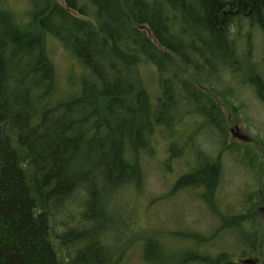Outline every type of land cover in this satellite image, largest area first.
<instances>
[{
	"label": "trees",
	"instance_id": "trees-1",
	"mask_svg": "<svg viewBox=\"0 0 264 264\" xmlns=\"http://www.w3.org/2000/svg\"><path fill=\"white\" fill-rule=\"evenodd\" d=\"M26 1L22 15L0 5V264H126L129 253L110 254L124 237L153 264L160 244L135 234L147 164L178 172L159 199L192 190L204 204L218 194L222 155L264 164L262 140L227 135L242 113L238 84L264 107V55L258 64L236 39L244 20L264 37V0ZM47 37L72 60L62 85ZM212 129L214 156L195 143ZM249 209L210 235L187 234L196 247L172 264H242L211 241L231 221L253 225Z\"/></svg>",
	"mask_w": 264,
	"mask_h": 264
},
{
	"label": "rangeland",
	"instance_id": "rangeland-1",
	"mask_svg": "<svg viewBox=\"0 0 264 264\" xmlns=\"http://www.w3.org/2000/svg\"><path fill=\"white\" fill-rule=\"evenodd\" d=\"M0 5L16 15H22L28 9L26 0H0ZM232 30L235 32L236 29ZM240 33L243 34V37L239 39V49L242 50L245 43L249 41L254 61L262 64L264 37L258 28L250 26L249 22L244 20ZM246 33H249L248 38L244 35ZM47 39V47H50L58 79L60 78V85H62L64 75L72 65V60L56 46L51 37H47ZM246 76L252 77V73ZM237 77L240 79V74H237ZM234 83L233 86L242 88L237 87L234 98L236 105H240L242 110V113H239L240 122L235 125L238 127L236 135L245 137V142L252 145H256V138L264 143V107L258 103L251 90ZM232 127L234 126L227 127V135L230 139L229 129ZM192 132H194L192 129L182 128L181 130L184 138H189ZM217 134L213 129L212 133L210 130L208 133H197L195 143L202 151L214 156L220 146ZM169 141L158 138L156 146L158 149L166 148ZM261 152H263L262 161L264 163V149ZM183 154L187 155V160L192 164L196 163L197 157L192 154L191 150L185 149ZM163 156L159 155L157 160L160 161ZM221 163L222 172L218 194L214 198L215 200L209 201L207 204L198 202L192 190L186 193L177 192L167 201L159 199L168 194V183L176 179L178 172H174L171 177L166 178L163 176L167 175V171L160 168L157 170L154 166H149L150 163L146 165L145 184L137 199V204H135L138 208L135 209L136 217L141 229L135 231V234L150 237L156 245L160 244L161 250L158 254L156 253L153 264H172L177 249L191 250L196 247L194 241L187 240V234L210 235L220 223H226L229 221L228 218L245 213L253 205L255 206L254 210L249 209V214L254 217L255 223L252 225L250 221H231V224L211 241V251L216 255L219 251L233 256L241 254V259H253L258 255L257 264H264V172L261 175V171L259 172L258 167L254 165L252 156L242 151H232L222 155ZM260 177L261 180L257 185L256 181ZM254 193L258 194L257 199L251 201V196ZM125 240L124 237V243ZM126 264L144 263L138 257L137 250H130Z\"/></svg>",
	"mask_w": 264,
	"mask_h": 264
},
{
	"label": "bare ground",
	"instance_id": "bare-ground-1",
	"mask_svg": "<svg viewBox=\"0 0 264 264\" xmlns=\"http://www.w3.org/2000/svg\"><path fill=\"white\" fill-rule=\"evenodd\" d=\"M241 37H239V38H236L237 40H239ZM102 157L100 156L99 157V161H101L102 159H101ZM137 239L136 238H133L132 240H131V243H134L133 245L134 246H131L130 247V250H137V252H139V250H138V246H137V243L135 242ZM128 245V242H125V244L123 245V247H120L116 252H112V253H110L111 255H115V254H117V253H122V254H126L127 255V253H129L130 252V250L128 249V251H126V249H125V247ZM136 246H137V249H136Z\"/></svg>",
	"mask_w": 264,
	"mask_h": 264
},
{
	"label": "water",
	"instance_id": "water-1",
	"mask_svg": "<svg viewBox=\"0 0 264 264\" xmlns=\"http://www.w3.org/2000/svg\"><path fill=\"white\" fill-rule=\"evenodd\" d=\"M236 131H237V128H232V129L230 130L232 137H237V138H239L240 140H244V138H243L242 136H240V135H236ZM243 263H244V264H254L253 261H251V260H244Z\"/></svg>",
	"mask_w": 264,
	"mask_h": 264
}]
</instances>
